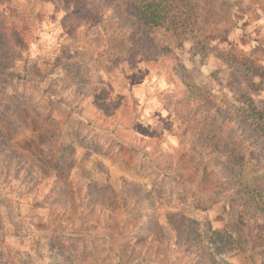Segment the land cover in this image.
I'll list each match as a JSON object with an SVG mask.
<instances>
[{
  "label": "rangeland",
  "instance_id": "374dc122",
  "mask_svg": "<svg viewBox=\"0 0 264 264\" xmlns=\"http://www.w3.org/2000/svg\"><path fill=\"white\" fill-rule=\"evenodd\" d=\"M86 1L12 0L3 8L26 28L29 48L0 77V136L8 134L2 120L21 119L17 140L41 136L47 149L52 140L62 150L47 160L70 161L62 180L47 179L49 166L22 144L26 161L11 162L0 146V264H193L195 255L174 244L167 215L199 221L208 240L233 232L240 210L219 167L232 161L222 147L229 141L218 133L208 140L206 122L187 118L186 97L202 91L264 128V0H230L233 29L187 40L159 65L107 13L93 20ZM245 163L235 167L240 184L264 183V162ZM92 183L115 188L117 211L86 202ZM129 183L139 193L129 194ZM250 224L252 238L241 229L242 245L217 255L221 264H264L257 222Z\"/></svg>",
  "mask_w": 264,
  "mask_h": 264
},
{
  "label": "trees",
  "instance_id": "16d2710c",
  "mask_svg": "<svg viewBox=\"0 0 264 264\" xmlns=\"http://www.w3.org/2000/svg\"><path fill=\"white\" fill-rule=\"evenodd\" d=\"M11 1L0 0V77L6 76L7 74L3 75L2 71L11 69L23 58L29 48V42L23 35L26 28L12 22L10 16L3 10ZM86 2L91 5L93 20L100 21L107 13L113 27L130 32L138 38L142 51L149 54L155 65L172 59L170 51L173 47L182 46L187 40L207 37L208 33L219 36L218 30L221 26L233 23L235 7L230 0H87ZM233 27L234 24L232 29ZM176 69L183 75L180 67ZM6 98L8 99L9 96ZM185 107L187 118L195 121L197 125L206 122L209 127L208 140L214 143L215 135L218 133L217 137L220 136L221 141L224 137L229 141L222 147L223 152L227 153L232 161L228 165L219 162V167H223L221 173L225 177L226 184L230 185L229 189L236 191L234 205L240 210V214L233 232L215 231L207 240L201 231L199 221L187 217L184 212L169 213L167 223L174 232V244L182 252L195 255L191 260L193 264H221L217 255L224 254L234 246L242 245V239L239 237V232L243 231L241 229L246 231V238L251 239L253 233L250 223L257 222L255 245L264 251V183L243 186L239 182L241 174L235 169L238 160L243 164L251 158L264 162V128L245 110L224 108L202 91L191 90L186 97ZM2 121L7 123L4 130L8 134L5 137L0 136V146L4 147L1 152L10 157L11 162L12 157L27 160L25 151L17 148L20 143L32 157L49 166L42 170L45 178L56 177V180L60 181L66 176L67 172L63 165L69 163L67 157L60 156L53 160L52 164L49 162L51 161L49 159L56 155L57 150L58 152L62 150V147L56 150L50 148L53 142L48 140L47 149V139L43 140L41 136L25 135L17 140L18 126L23 120L7 118ZM24 127L27 128V125L25 124ZM212 146L220 149L219 145ZM128 185H132L128 190L129 194L139 193L135 184ZM115 191L110 185L103 187L92 183L87 188L86 202L92 206L97 205L102 210L115 212L120 207ZM211 196L214 203L222 200L219 192H214ZM153 228L161 230L158 219L153 221Z\"/></svg>",
  "mask_w": 264,
  "mask_h": 264
}]
</instances>
